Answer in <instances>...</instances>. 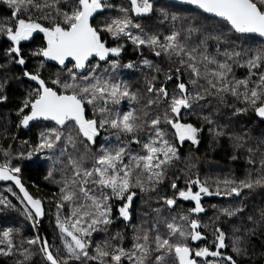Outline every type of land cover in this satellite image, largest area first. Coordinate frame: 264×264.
Listing matches in <instances>:
<instances>
[{"label":"snow or ice","instance_id":"1","mask_svg":"<svg viewBox=\"0 0 264 264\" xmlns=\"http://www.w3.org/2000/svg\"><path fill=\"white\" fill-rule=\"evenodd\" d=\"M2 2L11 12V22L0 23V36L6 37L10 42L5 54L12 63L24 66L26 60L19 47L20 43L29 41L34 33L42 34L41 44L31 55L43 59L38 61L34 71L25 69L21 74L34 84L29 85L27 94L16 110L19 119L17 127L26 128L32 121L53 122L52 127H46L39 133V142L34 151L43 152L47 149L52 152L60 149L59 157L53 159L49 156L53 165L64 164V167L59 169L62 179L53 181L62 185L56 208L58 213L65 204L69 208L67 217L62 220L58 214L56 218V227L60 232L65 255L58 259L60 250L54 255L47 240L41 241L39 236L25 242L30 246L40 245V251L47 264H69L72 260L81 261V264H86L87 261H97L98 264H124L125 260L128 264H238L232 255H225L221 251L227 245L225 233L220 227L214 228V239L209 242L214 245V250L208 246L191 247L188 241H202L206 237L199 231V220L190 219L186 215L179 217L183 224L177 223L175 217L171 221H163L167 229L166 234H160L158 231L160 220H154L150 228L143 227L142 224L134 226L130 248L106 240L103 245L97 243L94 254L90 255L89 239L93 232L107 231L114 219L122 218L124 222L130 223V207L137 195L134 189H139L141 194L159 193L158 186L165 179L167 167L179 159L175 142L183 143L187 140L193 145L199 142L197 135L200 129L192 123L182 121L195 107L199 106L203 110L205 105L200 102L206 97H216L218 108L219 104L224 103L225 94H231L246 106H250L256 117L264 122V43L255 49L237 51L235 48H225L223 52H219V42L227 44L228 34H249L264 39V0H183V3L192 6L195 13L191 18H185L188 27L184 29L183 41L179 31L172 30L161 40L159 34L146 33L140 24L133 23L131 16L138 17L152 11L151 0H130V8L119 9L123 13L121 17L114 18L111 22H98V26H94L90 21L106 7H111L105 0H62L63 7L61 0H51L43 4L37 3V0ZM53 8L55 15L51 11ZM32 9H49L40 18L49 21L47 26L37 22L30 15L27 19L22 18V12L27 13ZM163 15L167 18L168 14L163 12ZM178 19L180 17L177 15L172 16L174 22ZM209 20L221 25V28L215 32L209 31L206 27ZM131 28L141 31L133 34ZM223 29H226L227 33ZM101 33H107L117 40L126 37L136 49L150 48L156 57L163 55L172 64L177 65L175 71L170 68L164 73V80L160 81V66L144 59L141 63L149 70L145 73L144 93L131 91L128 82L114 78L108 67L101 68V62L112 70L120 67L118 59H112L110 56L118 58L123 48V44L107 46ZM190 40H196L198 43L192 44ZM209 40L218 42L217 51L223 59L208 54ZM47 61H54L60 66L54 78L51 74L47 79L44 76L43 70ZM233 64L246 66L248 76L243 79H229ZM123 67L131 69L135 64L129 62ZM184 73H188L187 83ZM250 77L257 78L251 81ZM201 78L207 87L200 85L199 90H196ZM169 82H173L171 89L168 87ZM7 83V79L0 81V92H3V86ZM189 84L192 85L191 90ZM124 98L137 103L144 100L145 103L139 111L133 109L113 116L109 105H118ZM6 99V95L0 94V101ZM86 105L93 107V118H87ZM246 110L236 107L233 115ZM96 113L101 117L99 120L95 117ZM200 119L210 126V131L215 136L225 134L223 127H212L215 120L211 115L201 116ZM162 123L164 127H161ZM106 125L115 129L118 137L123 134L124 141L115 148L102 147L93 158L91 167H87V150L95 143L99 129ZM145 131L146 138L140 135ZM169 135L173 137L172 141L168 139ZM230 139L234 141L235 147H243V135H233ZM61 144L64 145L63 148L60 147ZM78 144L84 145L83 153L79 152ZM259 144L264 145V134ZM129 145H138L140 151L134 152ZM68 148L72 151H68ZM248 151L253 152L254 149L249 148ZM8 155L9 153L5 152V156ZM29 155H32L31 151ZM125 158L127 163L124 162ZM260 163L264 166V157ZM20 170L19 166L13 167L5 160L0 164V180L12 181L20 189L23 199L30 205L24 210L27 219L35 226L44 215L42 202L25 190L17 175ZM53 175L54 168L50 167L45 179H50ZM223 183L226 191L221 193L218 189L216 195L235 194L238 197L243 188L264 187V176L256 179L248 177L239 181L225 180ZM187 185V190L180 189L177 192V184L172 182L173 196L157 195L156 198L171 209L176 204L175 197L178 196L184 201L195 202V206L188 210L189 213L203 212L201 196L213 193L206 185L201 184L199 179H189ZM192 185H195L198 191H193ZM141 199L143 201V195ZM115 202H118L115 208L118 214L116 216L113 214ZM0 203H5V200L0 199ZM148 208L160 216L159 208H151L150 204ZM221 211L227 217H234L241 213L243 208H224ZM149 214V211L144 212L145 216ZM247 219L257 223L252 215ZM258 223L264 225V209L259 210ZM255 231V227L245 228V237ZM153 232L155 235H152ZM117 239H124L120 232L112 237V240ZM0 244L5 245L0 247V254H12L15 247L12 229H5L0 233ZM231 247L238 255L247 253V247L242 246L241 237H235ZM20 254L27 259L30 252L21 247ZM209 257L211 259H207Z\"/></svg>","mask_w":264,"mask_h":264},{"label":"trees","instance_id":"2","mask_svg":"<svg viewBox=\"0 0 264 264\" xmlns=\"http://www.w3.org/2000/svg\"><path fill=\"white\" fill-rule=\"evenodd\" d=\"M51 0H37V3H49ZM105 3L111 5L106 7L101 12L95 15L91 19V23L94 26H98V22H111L112 19L121 17L123 13L119 11L121 7L130 8V0H105ZM153 9L150 13L142 16H131L134 24H140L141 29L149 34H159L160 39H163L164 35L170 34L172 30L180 32V39L184 40V29L188 27L187 19L195 15L192 8L167 2L164 0H151ZM61 7L63 2L61 0ZM49 9H32L30 12H22V18L27 19L30 15L37 22L47 26L49 21L40 19L44 16ZM52 14L55 15V9H51ZM163 12H167V18L163 15ZM180 17L177 21L172 20L173 15ZM11 12L6 5L0 0V23H10ZM206 27L209 31L215 32L221 28V25L216 24L212 20L206 22ZM141 29L131 28L133 34L140 33ZM227 33L226 29H223ZM102 39L107 43V46L113 47L117 44H123V48L119 57H111L112 59H118L120 67L116 70H112L110 66L101 62V68H109L114 78L121 81L128 82L131 91L144 93L145 73L149 70L144 68L142 60L148 59L153 62L154 65H159L161 73L159 80H164V73H167L171 68L175 71L177 65L172 64L167 57L161 55L156 57L154 53L148 47L142 49H136V47L126 38L119 40L113 39L107 33H101ZM229 42L227 44L219 42V52H223L225 48L229 50L235 48L237 51H243L244 49H255L263 40L256 36L228 34ZM42 42V34L35 33L33 38L29 41H22L19 45L22 54L26 60L24 66H20L11 62L10 58L5 54L6 49L9 47L10 42L6 37L0 36V81L4 79L8 80V83L3 86V92L0 94L6 95L5 101H0V164L7 160L11 166L20 167V172L17 174L23 185L28 192L34 197L39 198L43 203L44 215L38 229L33 222L27 219L25 213V204L22 202L17 191L12 185H0V199L5 200V203H0V233L5 229H12V240L15 247L12 249V254L4 256L0 254V264H47L43 253L40 251V245H28L25 241L33 237L39 236L42 241V234L50 245V251L54 255H57L58 249L61 258L65 255L63 251V243L60 239L59 229L56 227V218L59 214L63 220L69 215V208L67 204L57 212L56 202L60 197V187L53 181H59L62 179L59 169L64 167L63 163H56L53 165V160L49 159L52 156L53 159L59 157L60 149L57 148L50 152L44 150L43 152H35V145L39 142V133L44 131L46 127H52V123L40 122L31 127L27 132L23 131L17 125L19 119L16 114V110L21 105V101L27 94V90L30 84H34L22 77V72L27 69L34 71L38 66V61L43 59L42 57H33L31 52L36 49ZM192 44L198 43L196 40L189 41ZM218 42L209 40L207 51L210 55H215L217 59H223L219 56ZM247 59V56L245 57ZM132 62L135 64L134 68H124L123 65ZM71 67V65H69ZM214 67V66H211ZM264 70V69H262ZM45 78H49L52 75L54 78L58 68L48 65L43 70ZM183 72L184 70L181 69ZM204 69L201 66V72ZM255 71V70H254ZM155 74V73H153ZM248 76V69L246 66L240 67L233 64V72L229 76V79H243ZM188 73H184V80L187 83ZM257 77H250L251 81H254ZM203 85L207 87L203 78L199 79L197 89ZM173 86V82L168 83L169 89ZM188 87L192 89V85ZM144 100L139 103L136 101H129L128 98H124L118 105H109L113 116L117 113L122 114L125 111L137 110L139 111ZM205 105L202 110L199 106L195 107L191 113L184 116L182 122H189L194 124L200 129L197 139L198 143L193 145L190 141H184L183 143L175 142L178 146L179 159L173 161L166 169L165 179L161 185H159V193H145L141 194L139 189H134L137 195L130 207V223L124 222L121 219L115 220L113 224L108 226L107 231L98 230L93 232L89 239V254H94L97 243L103 245L107 240L112 244H120L125 248H130L132 244V237L134 233V226L142 224L143 227H149L154 220H160L158 225V231L160 234H166L167 229L163 221H171L173 217L176 218V222L183 224L184 222L179 219L180 215L189 216L190 219H198L200 222L199 231L205 235L206 239L197 242L188 241L191 247L196 248L200 246H208L214 250V245L209 243L214 239L213 230L215 227H220L225 233V243L227 247L222 249L225 255H232L238 264H264V225L258 223L259 210L264 209V187H254L252 189H241V195L235 194L229 195H216L215 193L219 189L221 193L226 191L225 180H244L248 177L256 179L259 176H264V166L261 165V158L264 157V145L259 144V140L264 134V123L256 119L255 112L250 106H246L241 100H237L231 94H225L224 103L219 104L217 108V98L213 96L206 97L204 101L200 102ZM236 107L246 108L243 113L233 115ZM87 118H93L94 110L90 105H86ZM162 110V109H161ZM183 115V113H182ZM211 115V118L215 120L216 127L219 125L225 129V134L221 136H215L210 131V126L203 122L200 117ZM97 120L101 117L99 113L95 114ZM161 127H164L163 123ZM65 134L66 130H65ZM140 135L147 137V132L140 133ZM233 135H243L244 142L243 147H235L234 141L230 139ZM170 141L173 140L172 136H168ZM124 141L123 134L119 137L115 129L109 126L100 128L98 135L95 138V143L90 145L87 150V159L85 166L91 167L93 158L100 152L101 148H115L121 145ZM26 142V143H25ZM64 147L63 144L60 145ZM134 152H139L138 145H129ZM79 152L85 151L83 144H78ZM254 149L253 152H249L248 149ZM32 155H29V152ZM68 151H72L68 148ZM5 152L9 155L5 156ZM79 154V153H77ZM64 159V158H61ZM250 161H254L250 163ZM127 163V158H125ZM54 168V175L50 179H45L48 175L49 168ZM199 179L201 184L206 185L212 195L201 198V204L204 211L201 213H189V209L195 206L193 201H184L178 196L176 198V204L169 209L163 204L162 200H158L157 195L173 196L174 190L171 188L172 182H176L177 189L187 190V181ZM10 189V190H9ZM192 190H196V186L192 185ZM143 195V201L141 196ZM159 208L161 210L160 216L152 213L148 208ZM118 206V202L113 205L114 216L118 215L115 212V208ZM215 206V207H213ZM242 207L243 211L238 213L234 217H227L223 214L221 209ZM149 211V215L145 216L144 212ZM252 215L257 223L249 222L247 217ZM147 221V223H143ZM255 227L254 234L245 237L244 229ZM236 229H239L237 231ZM120 232L124 239L112 240V237ZM155 235V232L152 233ZM235 237H241L242 246L247 247V253L244 255H238L232 251V241ZM67 239L70 240V237ZM0 247H5L4 244H0ZM21 247L27 248L30 255L27 259L20 254ZM7 250V249H6ZM194 254V253H193ZM199 259V258H198ZM211 259V257L207 258ZM69 264H81V261L72 260ZM86 264H98L97 261H87ZM124 264H128L125 260Z\"/></svg>","mask_w":264,"mask_h":264},{"label":"water","instance_id":"3","mask_svg":"<svg viewBox=\"0 0 264 264\" xmlns=\"http://www.w3.org/2000/svg\"><path fill=\"white\" fill-rule=\"evenodd\" d=\"M164 1H167V2H171V3H174V4H178V5H182V6H187V7H190V8H192V6H189V5H187V4H185V3H183V0H164ZM239 35H241V34H239ZM244 35H249V34H244ZM252 36H254V35H252ZM256 37H258V36H256ZM259 38V37H258ZM259 39H261V38H259ZM261 40H263L264 41V39H261ZM48 65H51V66H54V67H56V68H60V66L59 65H57L54 61H47L46 62ZM70 65V64H69ZM27 80V79H26ZM34 83V82H33ZM86 110V109H85ZM256 116V115H255ZM256 119L258 120V121H260V122H262V120H261V118H259V117H256ZM40 122H44V123H52L53 124V122H50V121H32V122H30V124H29V126L28 127H20L23 131H25V132H27V131H29L30 129H31V127L32 126H34L35 124H37V123H40ZM264 123V122H263ZM19 177V176H18ZM19 179H20V181H21V184L23 185V183H22V180H21V178L19 177ZM8 184H10V185H12L13 186V188L17 191V193H18V195H19V197L21 198V200H22V202L25 204V206H27V207H30V205H28L27 204V201L26 200H24L23 199V194L20 192V189L18 188V187H16V185H15V183L14 182H12V181H2V180H0V185L1 186H3V185H8ZM23 187L25 188V190L28 192V190L26 189V187L23 185ZM29 193V192H28ZM30 194V193H29ZM31 195V194H30ZM32 196V195H31ZM42 207H43V203H42ZM43 210H44V208H43ZM42 219H43V216L40 218V220H39V222L36 224V227L39 229L40 228V223H41V221H42ZM43 240H46L45 239V237H44V235L42 234V241Z\"/></svg>","mask_w":264,"mask_h":264},{"label":"rangeland","instance_id":"4","mask_svg":"<svg viewBox=\"0 0 264 264\" xmlns=\"http://www.w3.org/2000/svg\"><path fill=\"white\" fill-rule=\"evenodd\" d=\"M34 34H35V33H34ZM34 34H33V35H34ZM105 42H106V41H105ZM195 191H198V188H197V187H196V190H195ZM206 196H208V195H202L201 198L206 197Z\"/></svg>","mask_w":264,"mask_h":264}]
</instances>
